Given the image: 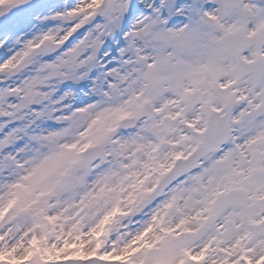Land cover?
<instances>
[{"label": "snow or ice", "instance_id": "6c2138e0", "mask_svg": "<svg viewBox=\"0 0 264 264\" xmlns=\"http://www.w3.org/2000/svg\"><path fill=\"white\" fill-rule=\"evenodd\" d=\"M0 264H264V0H0Z\"/></svg>", "mask_w": 264, "mask_h": 264}]
</instances>
